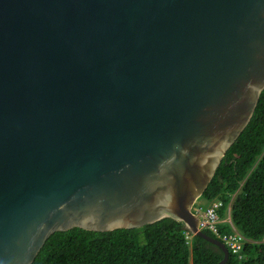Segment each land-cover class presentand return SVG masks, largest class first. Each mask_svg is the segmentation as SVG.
<instances>
[{
	"label": "water",
	"instance_id": "1",
	"mask_svg": "<svg viewBox=\"0 0 264 264\" xmlns=\"http://www.w3.org/2000/svg\"><path fill=\"white\" fill-rule=\"evenodd\" d=\"M264 92V0H0V264L55 233L194 213Z\"/></svg>",
	"mask_w": 264,
	"mask_h": 264
},
{
	"label": "trees",
	"instance_id": "2",
	"mask_svg": "<svg viewBox=\"0 0 264 264\" xmlns=\"http://www.w3.org/2000/svg\"><path fill=\"white\" fill-rule=\"evenodd\" d=\"M198 208L220 203L247 243L226 264H264V92L256 112L224 157ZM229 232V226L222 228ZM217 239L211 233L205 232ZM218 240V239H217ZM223 250L194 236L184 222L165 219L141 229L55 233L34 264H219Z\"/></svg>",
	"mask_w": 264,
	"mask_h": 264
},
{
	"label": "built area",
	"instance_id": "3",
	"mask_svg": "<svg viewBox=\"0 0 264 264\" xmlns=\"http://www.w3.org/2000/svg\"><path fill=\"white\" fill-rule=\"evenodd\" d=\"M199 206V204L197 205ZM195 207L194 213L199 217V230L214 235L225 244L232 254L238 255L247 243V240L239 234L233 226L231 218L222 219L219 213L221 204L214 203L206 209ZM229 226L230 231L224 232L223 227Z\"/></svg>",
	"mask_w": 264,
	"mask_h": 264
},
{
	"label": "rangeland",
	"instance_id": "4",
	"mask_svg": "<svg viewBox=\"0 0 264 264\" xmlns=\"http://www.w3.org/2000/svg\"><path fill=\"white\" fill-rule=\"evenodd\" d=\"M198 202H199V204H203L205 201H204V200H199ZM229 216H230V215H229ZM229 216H228V217H229ZM228 217H227V218H228Z\"/></svg>",
	"mask_w": 264,
	"mask_h": 264
},
{
	"label": "bare ground",
	"instance_id": "5",
	"mask_svg": "<svg viewBox=\"0 0 264 264\" xmlns=\"http://www.w3.org/2000/svg\"><path fill=\"white\" fill-rule=\"evenodd\" d=\"M228 218H230V216L228 217ZM225 245V244H224ZM226 246V245H225ZM227 247V246H226ZM228 249V248H227Z\"/></svg>",
	"mask_w": 264,
	"mask_h": 264
}]
</instances>
